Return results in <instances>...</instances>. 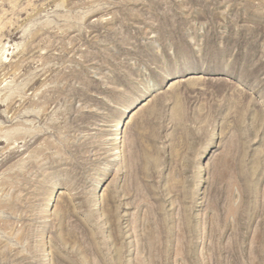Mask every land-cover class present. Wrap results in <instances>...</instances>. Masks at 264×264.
<instances>
[{"label": "rangeland", "instance_id": "1", "mask_svg": "<svg viewBox=\"0 0 264 264\" xmlns=\"http://www.w3.org/2000/svg\"><path fill=\"white\" fill-rule=\"evenodd\" d=\"M0 264H264V0H0Z\"/></svg>", "mask_w": 264, "mask_h": 264}]
</instances>
